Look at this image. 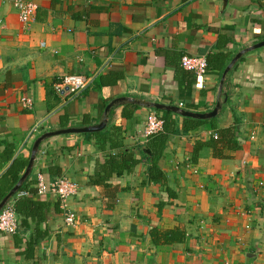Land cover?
Masks as SVG:
<instances>
[{"label":"crops","instance_id":"1","mask_svg":"<svg viewBox=\"0 0 264 264\" xmlns=\"http://www.w3.org/2000/svg\"><path fill=\"white\" fill-rule=\"evenodd\" d=\"M31 1L35 15L24 22L15 0H0V141L13 148L4 162L0 145V176L16 158L30 163L35 141L48 132L106 119L102 130L132 147L146 141L152 103L198 113L219 108L189 132L174 111L177 132L159 162L173 196L148 182L142 162L112 177L111 207L106 190L89 183L115 151L110 142L101 150L95 132L45 137L23 181L31 192L21 197L45 201L44 219L0 232V264H264V46L250 49L264 39V0ZM216 53L226 55L224 71L208 67L198 76L181 66L185 54ZM68 73L90 82L78 94L59 93L55 84ZM133 104L139 107L126 116ZM212 124L236 128L241 147L224 159L206 147L194 161L195 144L216 132ZM58 173L78 184L67 201L74 227L56 194L35 189L39 174L52 182ZM155 227H181L186 237L156 245Z\"/></svg>","mask_w":264,"mask_h":264},{"label":"trees","instance_id":"2","mask_svg":"<svg viewBox=\"0 0 264 264\" xmlns=\"http://www.w3.org/2000/svg\"><path fill=\"white\" fill-rule=\"evenodd\" d=\"M208 67L211 69H219L224 71L226 67V55L224 53H216L210 55L207 58ZM139 106L133 104L131 106V111L124 114L130 116L136 111ZM157 111L159 117L164 121L163 130L157 134H154L148 138V140L143 144H138L136 146L128 147L125 145L124 139L117 133L108 136L105 130L97 131L95 133H90V135H95L97 137L98 146L101 150H105L107 143L110 142V148L115 151H110L106 154L104 161L98 162L95 172L90 176L89 183L91 185H98L103 187L106 191V206L111 207L115 202V194L117 192L116 186H112L111 179L113 176H122L131 173L134 168L142 163H146V174L148 182H155L162 186V188L168 193L169 196H173L171 189L169 187L168 175L160 166L159 162L163 157L166 146L170 139V135L176 133V113L172 110L158 109ZM212 119H201L197 117L185 116L183 120L182 131L189 132L195 130L200 126L208 124ZM214 130H216L217 138L214 135L206 141H198L193 150V160H197L202 149L208 147L212 150L214 157L216 158H231L233 152L241 147V142L236 136V128H224L218 129L216 125H211ZM118 130V129H117ZM123 139V141H122ZM0 141V145L3 144ZM5 144V154L2 157L4 162L12 159L13 148L9 146L10 144ZM145 149H148L147 152ZM29 164V160L26 159H14L10 167L0 176V202L4 197L16 186L21 178V173L26 170ZM62 174L58 173L55 180ZM53 181V180H52ZM38 183V181H37ZM37 183L35 184V189L38 191ZM26 190L30 191L28 184H22L19 191ZM47 203L42 200H32L29 198H19L16 202V210L19 217V222L22 224H27V218H36L38 221L44 219L43 213L47 209ZM58 207V204H57ZM22 219V220H21ZM21 224V223H20ZM38 230V229H37ZM38 237H45L46 233L37 232ZM152 241L156 244H172L175 242H181L186 237V232L181 227H176L173 229H165L155 227L151 230ZM33 245L29 244L28 250L33 249ZM31 256L32 254L29 253Z\"/></svg>","mask_w":264,"mask_h":264},{"label":"built area","instance_id":"3","mask_svg":"<svg viewBox=\"0 0 264 264\" xmlns=\"http://www.w3.org/2000/svg\"><path fill=\"white\" fill-rule=\"evenodd\" d=\"M15 5L19 11L20 19L29 22L35 15L37 4L31 0H15ZM3 25V18L0 13V27ZM181 66L186 70L194 72L198 76H204L208 72V61L203 56H192L185 54L181 58ZM90 82L87 75L79 73H68L61 77L55 84V89L59 93L67 95L78 94ZM163 119L155 111L147 115V124L145 128L146 141L154 134L163 130ZM214 137L217 138L215 132ZM145 141V142H146ZM38 192H52L60 200V205L64 213L66 225L74 227L78 223L76 213L68 207L67 201L78 192V184L72 181L68 176L62 175L52 182H47L43 175L38 176ZM28 191H17L0 210V232L15 234L19 229V217L16 210V202L19 198L26 196Z\"/></svg>","mask_w":264,"mask_h":264},{"label":"water","instance_id":"4","mask_svg":"<svg viewBox=\"0 0 264 264\" xmlns=\"http://www.w3.org/2000/svg\"><path fill=\"white\" fill-rule=\"evenodd\" d=\"M264 46V39L255 43L254 45H252L250 47V49H256V48H260ZM245 51H242L240 53H238L231 61V63L226 67L225 71H224V75H223V80L226 76V74L228 73V71L230 70V68L232 67V65L241 57V55L244 53ZM122 99H116L114 101H112L106 108V113L109 112L110 108L118 101H121ZM152 107H156L159 109H166V110H173L176 111L178 113H180L181 115L184 116H191V117H197V118H207V117H211V116H215L218 112V107H216L213 111L208 112V113H198V112H193V111H188V110H184L181 109L180 107L177 106H170V105H165V104H160V103H152L151 104ZM106 123L107 120L105 119L104 121H102L99 124L96 125H88V126H84V127H69V128H65V129H60L57 131H52V132H48L45 133L44 135H42L41 137H39L33 146L32 149V153H31V159H30V163L25 171V173L22 175V177L20 178L19 182L16 184V186L4 197V199L0 202V210L3 208V206L8 202V200L20 189L21 184L23 183L24 179L26 178V176L30 173V170L32 168L35 156L38 152L39 149V145L41 143V141L48 136L51 135H56V134H63V133H75V132H80V133H89V132H97L102 130L103 128L106 127ZM147 152H149L148 149H145Z\"/></svg>","mask_w":264,"mask_h":264}]
</instances>
